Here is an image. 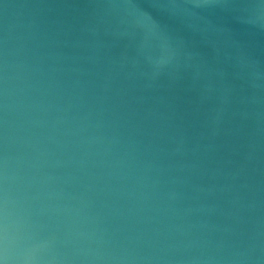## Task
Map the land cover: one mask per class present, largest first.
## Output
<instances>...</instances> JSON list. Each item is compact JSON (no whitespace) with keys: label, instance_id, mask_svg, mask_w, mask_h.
Wrapping results in <instances>:
<instances>
[{"label":"water","instance_id":"obj_1","mask_svg":"<svg viewBox=\"0 0 264 264\" xmlns=\"http://www.w3.org/2000/svg\"><path fill=\"white\" fill-rule=\"evenodd\" d=\"M0 261L264 264L261 0H0Z\"/></svg>","mask_w":264,"mask_h":264},{"label":"clouds","instance_id":"obj_2","mask_svg":"<svg viewBox=\"0 0 264 264\" xmlns=\"http://www.w3.org/2000/svg\"><path fill=\"white\" fill-rule=\"evenodd\" d=\"M261 3L264 4V0H261ZM150 23H152V26L155 27L154 22L149 21ZM138 24H140L141 26H143L144 22L143 21H137ZM0 264H3V261H0Z\"/></svg>","mask_w":264,"mask_h":264}]
</instances>
